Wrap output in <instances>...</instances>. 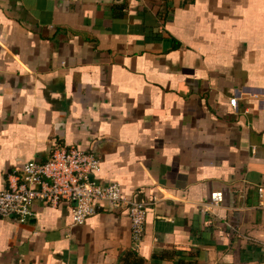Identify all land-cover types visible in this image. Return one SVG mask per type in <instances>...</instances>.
Masks as SVG:
<instances>
[{"label": "crops", "instance_id": "1", "mask_svg": "<svg viewBox=\"0 0 264 264\" xmlns=\"http://www.w3.org/2000/svg\"><path fill=\"white\" fill-rule=\"evenodd\" d=\"M69 146L149 204L142 239L34 202L0 264H264V0H0V191Z\"/></svg>", "mask_w": 264, "mask_h": 264}, {"label": "built area", "instance_id": "2", "mask_svg": "<svg viewBox=\"0 0 264 264\" xmlns=\"http://www.w3.org/2000/svg\"><path fill=\"white\" fill-rule=\"evenodd\" d=\"M229 104L235 109L236 99H230ZM99 170L100 160L92 152L74 146L56 148L44 162L29 161L9 175L8 188L0 191V218L24 223L33 216L30 207L34 202L55 207L67 201L72 204V224L83 225L98 206L110 205L126 212L132 240L138 243L149 204L123 196L119 184H99L94 179ZM222 199L221 192L212 193L202 210L218 206Z\"/></svg>", "mask_w": 264, "mask_h": 264}, {"label": "trees", "instance_id": "3", "mask_svg": "<svg viewBox=\"0 0 264 264\" xmlns=\"http://www.w3.org/2000/svg\"><path fill=\"white\" fill-rule=\"evenodd\" d=\"M121 264H142V260L136 257L134 251L127 252L123 257L120 258Z\"/></svg>", "mask_w": 264, "mask_h": 264}]
</instances>
